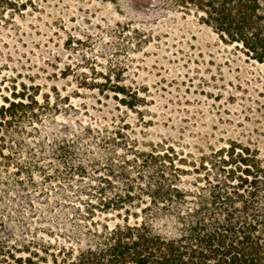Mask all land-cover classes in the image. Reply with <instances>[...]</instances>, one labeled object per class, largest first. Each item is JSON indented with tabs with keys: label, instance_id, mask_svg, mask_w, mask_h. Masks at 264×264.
I'll list each match as a JSON object with an SVG mask.
<instances>
[{
	"label": "trees",
	"instance_id": "16d2710c",
	"mask_svg": "<svg viewBox=\"0 0 264 264\" xmlns=\"http://www.w3.org/2000/svg\"><path fill=\"white\" fill-rule=\"evenodd\" d=\"M155 1L134 3L159 16L194 14L264 66V0ZM85 79L79 87L94 89ZM48 87L22 82L0 102V264H264V158L257 148L229 142L187 177L165 152L128 147L119 129L58 119L77 109ZM97 89L129 109L143 101L126 85ZM26 216H36L47 235H54L50 227L62 234L28 240L21 250L5 219ZM24 227V235L34 233Z\"/></svg>",
	"mask_w": 264,
	"mask_h": 264
},
{
	"label": "rangeland",
	"instance_id": "374dc122",
	"mask_svg": "<svg viewBox=\"0 0 264 264\" xmlns=\"http://www.w3.org/2000/svg\"><path fill=\"white\" fill-rule=\"evenodd\" d=\"M5 1L0 102L21 91L22 82L42 91L55 85L77 109L58 119L119 129L128 147L172 156L190 173L183 179L200 158L229 142L257 148L264 158V66L223 43L194 14L159 16L134 0H9L3 9ZM82 73L94 89L79 87ZM114 84L129 86L143 101L129 109L112 92L97 89ZM28 218L5 219L21 250L40 237L54 241L62 234L50 227L54 235H47L36 216ZM24 226L34 233L24 235Z\"/></svg>",
	"mask_w": 264,
	"mask_h": 264
}]
</instances>
